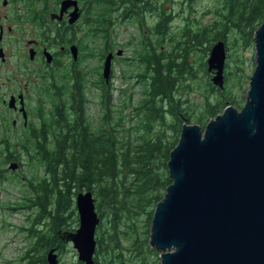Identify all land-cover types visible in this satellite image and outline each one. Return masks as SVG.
Masks as SVG:
<instances>
[{"label": "trees", "instance_id": "obj_1", "mask_svg": "<svg viewBox=\"0 0 264 264\" xmlns=\"http://www.w3.org/2000/svg\"><path fill=\"white\" fill-rule=\"evenodd\" d=\"M49 1L52 5L59 3V0ZM79 1L88 13L85 25L89 26V32L100 36L101 43L95 51L101 59L118 45L114 42L113 29L119 21L147 26V31L142 30L139 35L141 40L133 49L130 64L137 68L132 76L141 85V97L133 101L134 94L121 89L125 101L116 110L113 77L106 80L99 71L92 80L86 68L81 67L61 77L57 83L58 100L36 111L38 122H33L27 128L30 133L21 138L20 145L38 149L17 153L20 162L27 161L23 170L28 181L22 182L25 190L13 203L12 210H38L36 218L29 223L32 227L43 216L53 228L73 230L67 219H78L76 193L91 190L100 219L106 212L111 225L110 231L102 229L103 221L99 225L95 264H128L111 247L115 241L117 248L122 247L118 224L128 216L133 219L132 248L144 264H158L160 252L150 245V233L145 237L148 244L140 238L135 219L148 209L152 221L156 203L163 199L165 189L172 183L167 164L170 152L179 140L184 118L192 120L195 116L188 112L189 107L194 108L185 99L184 91L199 88L204 94V112L195 121L202 128L207 120L226 108L229 99V103L239 105L233 97H227L226 85L220 88L211 82L205 72L208 71L205 58L219 40L225 42L227 51L231 45L252 43L254 31L264 18V0H218L217 6L205 10L213 15L207 23L196 21L197 0H178L177 12L167 6L177 0ZM36 2L48 4V0ZM150 14L156 18L154 24L148 23ZM174 16L180 18L181 25L175 26L177 30L173 29ZM193 54L200 55L198 63L202 67L190 60ZM226 65H230V60ZM232 69H226V79ZM88 89L99 90L98 118L89 111ZM130 102L133 124L126 126L128 117L124 110ZM40 169L43 177L38 175ZM101 233L112 244L104 243ZM55 240L56 236L54 245ZM147 253L154 255L153 262L146 260Z\"/></svg>", "mask_w": 264, "mask_h": 264}, {"label": "water", "instance_id": "obj_2", "mask_svg": "<svg viewBox=\"0 0 264 264\" xmlns=\"http://www.w3.org/2000/svg\"><path fill=\"white\" fill-rule=\"evenodd\" d=\"M71 6L73 22L78 1L62 0L60 14ZM254 32L256 66L243 107L228 103L205 128L184 118L167 163L172 183L151 216L149 243L160 252L158 264H264V18ZM225 45L216 42L207 58L211 80L220 88ZM112 57L108 53L103 63L106 80ZM76 194L79 226L64 238L81 262L95 264L101 219L92 191ZM52 252L48 260L57 264Z\"/></svg>", "mask_w": 264, "mask_h": 264}, {"label": "flooded vegetation", "instance_id": "obj_3", "mask_svg": "<svg viewBox=\"0 0 264 264\" xmlns=\"http://www.w3.org/2000/svg\"><path fill=\"white\" fill-rule=\"evenodd\" d=\"M76 1L79 16L71 22L69 13L74 6L60 14L62 0L56 5L48 0V7L36 0H0V165L3 166L0 168V183L13 177L28 181L23 170L27 161L23 162L26 164L20 162L17 153L38 148L20 145L21 138L30 133L27 128L33 122H38L36 111L58 100L57 83L61 77L79 67L86 55L89 59L96 58L103 68L110 52L113 57L109 77H114V62L126 57V48L118 44L101 59L95 51L100 36L89 32V26L85 25L88 13L83 3ZM143 27L139 26V30L142 31ZM130 47L134 54V47ZM132 57L126 58L131 60ZM38 175L43 177L44 172L40 169ZM37 212L36 209H27L24 221L27 223L17 229L23 233L22 240L28 245L14 259L1 257L0 264H52L48 260L52 250L57 264H63L61 258L65 245L72 243L64 238V232L75 229L52 228L49 219L43 216L32 227L29 223L36 218ZM7 244L4 246H11Z\"/></svg>", "mask_w": 264, "mask_h": 264}, {"label": "rangeland", "instance_id": "obj_4", "mask_svg": "<svg viewBox=\"0 0 264 264\" xmlns=\"http://www.w3.org/2000/svg\"><path fill=\"white\" fill-rule=\"evenodd\" d=\"M218 0H197L195 4V14L198 18V22H203L207 23L209 20L213 19L212 13H205V10L208 8H214L215 6L218 5ZM168 7L173 8L172 10L175 12L179 11L180 5L177 2L170 1L169 4L167 5ZM155 14V13H154ZM156 16V14H155ZM154 15L149 16L148 23L149 24H154L153 22L156 21ZM177 16V15H176ZM173 17V29L177 30L179 28L180 24V18L179 17ZM120 22V21H119ZM116 24L117 27L113 29L114 31V41L115 43L121 44L118 46H122L123 48H126L127 50L125 52L126 57L127 56H132L131 52V47L136 48L137 45L140 43V37L142 31L139 30V26L135 23H119ZM177 26L178 28H176ZM143 30H147V26L144 25ZM99 41V40H98ZM100 42V41H99ZM101 43V42H100ZM132 43V44H130ZM255 35L252 43L247 44V46L240 45L234 46L231 45V48L229 51H227V58L226 62L230 60V65L227 66L225 62V68H224V76H225V71L228 68H233L230 70L229 78H225V84L227 87L228 94L227 97H233V99L239 103V105L229 103L231 100H228L229 104L234 105L238 109H241L245 103L246 100V95L249 89V83H250V77L253 73V70L255 69L256 66V58H255ZM116 46V45H115ZM117 47V46H116ZM211 51V50H210ZM210 51H208V54L206 55V62L207 58L210 56ZM87 56V55H86ZM86 56L83 57V60L79 64L81 68H86V70L90 73V78L96 79L97 72L98 70L100 72L103 71V68L99 66L98 61L96 58L89 59L86 58ZM121 58L120 60L118 59L116 62H114V77H113V83H114V89H115V100L113 102L116 104V110L122 108L123 104L121 102L125 101V95H122L120 93L121 89H126L127 93H133V101H136L137 99L141 97V85L135 81V77L132 76L133 74L136 73L137 68L130 66L131 60L127 58ZM200 55L198 54H193L192 55V60L195 62V64L199 67H202L200 63H198L200 60ZM206 74L210 76L212 79L213 73H209L207 70L205 71ZM202 74V70H201ZM210 79V80H211ZM137 80V79H136ZM139 82V81H138ZM212 82V80H211ZM203 88V87H202ZM88 97L91 99V102L89 103V111L92 114L91 116L98 118L99 116V106L96 100H98L99 95V90L95 89H88ZM185 99L191 104H193L194 109H190V107L187 105L186 107H189L188 112H191V115L194 118L192 120H188L189 123H197L196 121V116L198 114H202L204 112V99H203V92L199 88L191 89L188 91H184ZM226 95L224 97H226ZM54 99H52L53 101ZM50 102L46 104L48 107ZM184 104V102H183ZM132 103L130 102L129 105L126 106L124 110V115H126L128 118L126 119V126L127 125H132L133 120H132ZM223 113V110L222 112ZM215 118V117H212ZM209 122V120H207ZM207 122V123H208ZM198 124V123H197ZM206 124V123H205ZM207 125V124H206ZM206 127V126H205ZM3 167L0 165V168ZM27 173V172H26ZM21 178H16L13 177L10 180H5L3 183H0V258L5 257L8 259H14L18 255L22 253L23 247L28 245V242H25V240H22V234L17 229L20 227V225H25L27 222L25 213L27 210H12L14 204L18 199H20L22 193L25 190V185L22 183ZM166 192V191H165ZM76 205V202H75ZM96 210L99 214V209L96 206ZM78 213V212H77ZM149 215V210L146 209L144 215H139V218L135 219L137 223V229L138 234L141 236V239L146 240V244H148V238H145L149 233H150V228H151V220L148 217ZM100 216V215H99ZM74 217L68 218V222L71 223V228H74L75 230L79 226V215L78 219L73 220ZM103 221V225L102 222ZM133 219L132 217L128 216L123 217L121 220V223L118 224V231H120L119 234V244H121V248L116 247V241L112 244L109 241V237L103 235L102 233L100 234L101 240L104 241V243H111L113 247L112 250L113 253L115 254L120 253V256L125 260L124 262H127L128 264H144L145 262H141L142 258L138 256V254L134 251L132 248V239L135 237L132 232V228L130 225H132ZM100 223L102 225V229L105 231H110V227L108 225L109 221L106 217V212H104V218L100 220ZM99 223V225H100ZM110 224V223H109ZM99 225L97 226V229L95 230L96 232V239L99 237V233L101 230H99ZM130 227V228H129ZM53 228V225H52ZM128 231V233H123V231ZM106 238V240H105ZM150 239V238H149ZM7 243H10L11 246H4ZM73 243H68L65 246V249L63 250L62 254V261L63 264H75L78 261H80L78 257V251L74 246H72ZM8 245V244H7ZM115 249L117 250L115 252ZM159 252V251H158ZM116 253V254H117ZM146 260L148 262H153L154 260V255L152 253H147L145 254ZM14 264V263H12Z\"/></svg>", "mask_w": 264, "mask_h": 264}]
</instances>
